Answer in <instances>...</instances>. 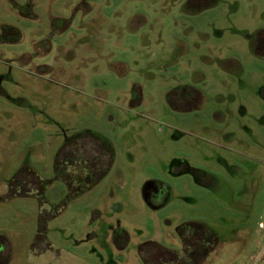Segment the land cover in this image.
<instances>
[{
    "label": "rangeland",
    "instance_id": "rangeland-1",
    "mask_svg": "<svg viewBox=\"0 0 264 264\" xmlns=\"http://www.w3.org/2000/svg\"><path fill=\"white\" fill-rule=\"evenodd\" d=\"M188 222L264 264V0H0L2 263L171 264Z\"/></svg>",
    "mask_w": 264,
    "mask_h": 264
},
{
    "label": "flooded vegetation",
    "instance_id": "flooded-vegetation-1",
    "mask_svg": "<svg viewBox=\"0 0 264 264\" xmlns=\"http://www.w3.org/2000/svg\"><path fill=\"white\" fill-rule=\"evenodd\" d=\"M23 1L28 4L30 0ZM11 30L15 31L14 28H11ZM12 39H14L13 36L11 40ZM12 41L15 42V40ZM258 47L261 49L260 46ZM99 146L102 147L101 145ZM98 150L99 148L97 149V155H95L96 157H100ZM103 157L107 158L106 155H103ZM176 236L180 242V249L175 252L172 251V257L170 258L171 264H199L200 261L205 259L207 255V229L203 225L197 222H188L180 225L176 230ZM146 254L145 260L148 264H156V261H158L157 257L151 253ZM164 259L167 261L169 260L166 256ZM2 261L3 260H0V264Z\"/></svg>",
    "mask_w": 264,
    "mask_h": 264
},
{
    "label": "trees",
    "instance_id": "trees-1",
    "mask_svg": "<svg viewBox=\"0 0 264 264\" xmlns=\"http://www.w3.org/2000/svg\"><path fill=\"white\" fill-rule=\"evenodd\" d=\"M208 233H210V232H208ZM211 234V233H210ZM213 235V234H212ZM214 236V235H213ZM143 246H146L145 248L147 249H151V248H155V247H157V248H155V249H159L160 250V252L161 253H163L164 251H162L156 244H154V243H150V244H144ZM142 246V247H143ZM144 248V249H145ZM142 250V249H141ZM170 253H172V252H170ZM144 261V264H147L146 262H145V260H143Z\"/></svg>",
    "mask_w": 264,
    "mask_h": 264
},
{
    "label": "crops",
    "instance_id": "crops-1",
    "mask_svg": "<svg viewBox=\"0 0 264 264\" xmlns=\"http://www.w3.org/2000/svg\"><path fill=\"white\" fill-rule=\"evenodd\" d=\"M140 256L142 257V253L140 252ZM143 259V258H142Z\"/></svg>",
    "mask_w": 264,
    "mask_h": 264
}]
</instances>
